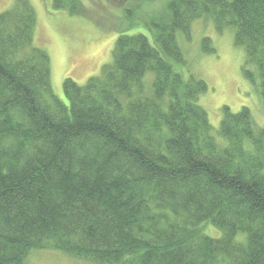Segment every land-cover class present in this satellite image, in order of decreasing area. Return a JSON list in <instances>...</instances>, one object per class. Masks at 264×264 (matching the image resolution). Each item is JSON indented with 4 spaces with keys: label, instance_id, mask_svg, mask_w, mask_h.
Segmentation results:
<instances>
[{
    "label": "trees",
    "instance_id": "trees-1",
    "mask_svg": "<svg viewBox=\"0 0 264 264\" xmlns=\"http://www.w3.org/2000/svg\"><path fill=\"white\" fill-rule=\"evenodd\" d=\"M201 19L234 30L264 102V0L170 1L148 35L117 37L98 77L64 81L69 106L30 1L0 14V264L38 249L94 264H264V127L224 106L221 143L199 103L207 83L177 69L178 33L190 40Z\"/></svg>",
    "mask_w": 264,
    "mask_h": 264
},
{
    "label": "rangeland",
    "instance_id": "rangeland-1",
    "mask_svg": "<svg viewBox=\"0 0 264 264\" xmlns=\"http://www.w3.org/2000/svg\"><path fill=\"white\" fill-rule=\"evenodd\" d=\"M37 15L35 45L51 58V81L54 93L65 104L64 81L68 78L80 86L99 76L113 63V48L122 33L146 34L148 23L159 20L172 0H64V8L55 7L56 0H29ZM15 0H0V14L10 10ZM231 29L218 32L210 19L192 23L190 40L178 33L185 65L177 69L188 77L191 73L207 83L208 91L200 105L207 111L213 133L218 136L224 106L233 113L243 107L251 110L258 127H264V102L260 83L245 77L246 55L235 42ZM211 40L214 52L204 53L202 41ZM249 69L254 70L250 65ZM207 235L219 237L221 232L206 227ZM26 264H94L54 249L33 250Z\"/></svg>",
    "mask_w": 264,
    "mask_h": 264
}]
</instances>
